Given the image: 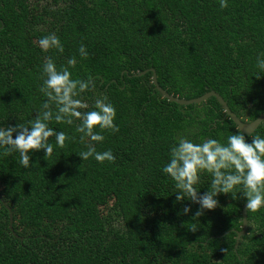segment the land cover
<instances>
[{
  "label": "trees",
  "instance_id": "trees-1",
  "mask_svg": "<svg viewBox=\"0 0 264 264\" xmlns=\"http://www.w3.org/2000/svg\"><path fill=\"white\" fill-rule=\"evenodd\" d=\"M227 2L221 9L219 0H0V127L28 125L45 100L44 61L60 67L75 55L73 77L97 80L82 94L87 110L106 96L120 129L102 132L96 144L113 152L114 163L83 162L75 125L55 121L50 127L75 139L61 149L50 138L53 155L30 152L29 169L18 153L0 149V264H264V207L248 211L249 230L235 251L242 190L237 199L219 194L215 209L194 218L200 206L177 203L175 182L162 172L178 133L225 142L238 128L215 97L189 106L163 98L151 69L174 96L215 91L243 122L264 113V73L256 68L264 58V0ZM52 33L62 55L38 46ZM81 42L87 59L78 54ZM255 135L264 137V123L246 135L249 143ZM210 181L201 174L197 191Z\"/></svg>",
  "mask_w": 264,
  "mask_h": 264
},
{
  "label": "clouds",
  "instance_id": "clouds-1",
  "mask_svg": "<svg viewBox=\"0 0 264 264\" xmlns=\"http://www.w3.org/2000/svg\"><path fill=\"white\" fill-rule=\"evenodd\" d=\"M219 7L226 9L227 0H219ZM38 46L45 53L50 50L61 55L64 53L61 39L55 33L40 38ZM77 51L81 59L88 58L82 42ZM77 63L73 55L64 65L57 67L54 59L48 57L42 65V84L38 89L45 100L34 119L28 125L18 123L0 127V149L4 150L5 155L18 153L19 164L24 169L32 166L30 152L43 150L45 160L53 155L50 138H54L61 149L66 147V141L75 139L64 131L50 127L53 121L56 124L75 125L76 133L80 134L79 141L86 149L78 154L83 162L90 158L101 164L115 162L116 157L110 149L97 151L96 144L104 141L102 132L115 134L120 131L114 123L116 110L106 96L96 98L92 110H87L89 104L82 94L95 90L97 80L91 76L86 80L74 78L71 69ZM256 68L264 73V58L257 57ZM97 128L100 132L95 131ZM195 136L194 131L178 133L175 143L170 146L169 160L162 168V172L175 182L178 192L176 202L189 200L198 204L200 207L194 216L198 218L204 210H213L218 206L216 197L219 194H231L233 199H237V190L240 189L247 211L257 212L264 207V137L252 136L249 143L241 128L228 135L225 142L203 137L196 142ZM205 173L211 177L210 189L200 194L196 185L200 183L201 174ZM190 212V207H183L182 214ZM190 231L197 229L193 227ZM224 251L228 253V250ZM217 262L219 264L220 261Z\"/></svg>",
  "mask_w": 264,
  "mask_h": 264
},
{
  "label": "water",
  "instance_id": "water-1",
  "mask_svg": "<svg viewBox=\"0 0 264 264\" xmlns=\"http://www.w3.org/2000/svg\"><path fill=\"white\" fill-rule=\"evenodd\" d=\"M151 71L153 73L152 82H153L156 90L159 91V93L163 96V98L167 99L170 102L177 103V104L183 105V106H189V105H193V104H201L203 102H206L210 98L215 97L219 101L221 106L223 107L226 115L228 117H230L234 121V123L237 125V128H241L245 132L246 135H252L261 126L262 123H260V122L264 121V113H262L258 118H256L252 122H243L231 110V108L228 105V102L219 93H217L215 91L207 92L198 98H193V99H189V100L174 96V95L168 93L165 89H163L160 86V84L158 82L156 70L151 69ZM147 73H148V71H144L141 73L134 74V76L140 77V76H143ZM7 208L10 211V229L14 233V235H16V233L14 232V227H13V223H14L13 213L11 211V208L8 205H7ZM242 217H243L242 218L243 226H242V230L237 232V241H236V245H235V251H237L242 237H244L249 230L248 211L246 210L245 206L243 207ZM230 232H231V230L227 231L225 234H228Z\"/></svg>",
  "mask_w": 264,
  "mask_h": 264
}]
</instances>
